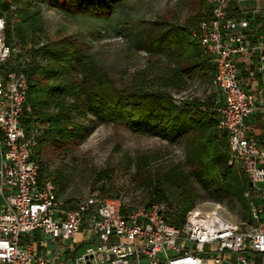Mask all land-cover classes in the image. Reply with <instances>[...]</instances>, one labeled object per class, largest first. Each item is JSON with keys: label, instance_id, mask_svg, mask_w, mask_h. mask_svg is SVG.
<instances>
[{"label": "built area", "instance_id": "built-area-1", "mask_svg": "<svg viewBox=\"0 0 264 264\" xmlns=\"http://www.w3.org/2000/svg\"><path fill=\"white\" fill-rule=\"evenodd\" d=\"M234 1L207 0L209 18L192 38L211 57L216 127L225 134L228 163L247 182L250 217L235 221L198 204L180 227L166 220L164 200L124 208L119 198L92 193L70 207L56 198L52 180H40L33 156L41 132L22 121L31 112L24 71L31 57L7 43L6 12L18 5L0 1V8L8 3L0 14V264H53L20 244L36 229L62 242L84 234V244H55L59 260L60 253L72 258L76 246L85 249L72 264H264V139L247 125L255 113L264 117V34L253 29V15L231 14ZM261 11L264 17V5Z\"/></svg>", "mask_w": 264, "mask_h": 264}, {"label": "rangeland", "instance_id": "rangeland-1", "mask_svg": "<svg viewBox=\"0 0 264 264\" xmlns=\"http://www.w3.org/2000/svg\"><path fill=\"white\" fill-rule=\"evenodd\" d=\"M45 1L35 0L43 23L41 32L33 35L15 12L9 26V44L20 46L40 67L50 65L42 48L63 40L80 44L117 89L137 82L156 89L162 76L173 67L192 66L174 55L178 52H174V42L169 38L199 14L202 0H112L94 13L83 12L79 4L76 10L68 8V3L50 7ZM15 2L19 4L18 0ZM260 2L264 4V0ZM160 44L163 49H158ZM34 50L39 53L35 55ZM208 67L185 73L187 80L183 88L167 90L174 103L192 97L204 102L205 107L211 103L214 88ZM40 78L45 83L51 82L44 76ZM73 119L89 130L81 142L63 145L50 142L37 148L34 154L42 179L52 180L56 196L64 205L72 206L92 193L102 194L105 188L109 196L121 200L124 208L145 206L154 200L153 190L161 187L166 201L175 210L182 208L180 196L185 189L196 194V205L216 208L231 220L249 219V208L232 196L233 186L219 174L211 191L205 192L200 187L191 174L193 166L187 159L189 149L185 139L169 143L158 136L133 133L123 125L100 122L90 114ZM40 120L35 125L38 128L42 126ZM217 134L221 137V133ZM233 168L240 175L239 167ZM219 188L230 193L222 196L216 191ZM83 249L75 247L74 260Z\"/></svg>", "mask_w": 264, "mask_h": 264}, {"label": "trees", "instance_id": "trees-1", "mask_svg": "<svg viewBox=\"0 0 264 264\" xmlns=\"http://www.w3.org/2000/svg\"><path fill=\"white\" fill-rule=\"evenodd\" d=\"M46 1L50 7L68 3V8L72 7L71 9L76 10L79 4L82 11L88 13L100 11L102 6L112 2V0ZM18 3L17 9L12 12L7 11V2L0 8L2 11H7L5 35L8 44L11 38L10 17L14 12L33 35L43 30L40 10L35 0H18ZM201 6L202 10L199 14L190 18L179 27V31L174 33L172 38H169L174 42V52H178L174 55L187 60L192 65L191 68L173 67L162 76L160 87L156 89L148 88L142 82L122 89L115 88L108 74L77 42L64 40L51 42L48 47L42 48L44 58L50 61V65L47 68L40 67L34 64L31 58L30 64L24 69L29 81L27 104L31 112L23 117V124L28 131L31 125H36L37 120L41 119L40 125L44 127L40 131L36 149L50 142L59 145L81 142V138L88 135L89 130L73 117L85 118L87 114L100 122L123 125L133 133L158 136L169 143L185 139L189 149L187 159L193 166L191 174L200 187L205 192L211 191L219 174L223 180L229 181L233 186L232 196L239 200L242 206L248 208V202L243 197L247 182L242 173L240 172V177L233 168L234 164H228L225 134L216 127L217 116L213 110L215 93L211 103L205 107V103L195 97L176 104L167 91L170 88H183L187 80L184 74L192 72L195 68L209 66L211 77L213 75V64L208 52L199 43L191 42L192 31L202 20L209 18L206 0L201 1ZM158 49H163L162 44ZM33 52L37 55L39 50ZM40 76L51 82H43ZM217 132L221 133V137ZM101 191L102 194H99L102 196H109V191L105 188ZM153 191L155 198L152 202L166 201L164 188L157 187ZM216 191L222 196L230 193L221 188ZM196 199V194L182 189L181 210H175L166 201L169 206L166 216L168 223L177 227L182 226L187 212L197 204Z\"/></svg>", "mask_w": 264, "mask_h": 264}, {"label": "crops", "instance_id": "crops-1", "mask_svg": "<svg viewBox=\"0 0 264 264\" xmlns=\"http://www.w3.org/2000/svg\"><path fill=\"white\" fill-rule=\"evenodd\" d=\"M260 1L235 0L231 5L230 12L237 18H241L242 16L247 15H253L256 19L255 23L254 21L252 23L255 24L254 28H252L256 31H260V33H264V26L262 24L264 23V17L261 14V10L264 4ZM240 61V66L243 68L241 75L243 79H246L248 74L244 69L242 59H240ZM247 125L252 134H255L257 137L264 139V117L262 114L255 113L251 118L247 120ZM43 128L44 127L42 125L38 129L39 131H41ZM83 238L84 234L80 232L75 234L71 240L62 242L60 240L54 239L53 237L41 231L40 229H36L29 234L22 235L20 238V244L28 245L36 256H40L42 258H49L53 261V264H72L74 262V258L73 256L72 258H70V255L68 253H60V256L58 257L60 258V260L56 258L57 250L55 244H84L82 243ZM84 251L85 249H83L82 253ZM29 264H34V261H31Z\"/></svg>", "mask_w": 264, "mask_h": 264}, {"label": "bare ground", "instance_id": "bare-ground-1", "mask_svg": "<svg viewBox=\"0 0 264 264\" xmlns=\"http://www.w3.org/2000/svg\"><path fill=\"white\" fill-rule=\"evenodd\" d=\"M39 178H40V180H42V178L40 177V175H39ZM54 184V183H53Z\"/></svg>", "mask_w": 264, "mask_h": 264}]
</instances>
